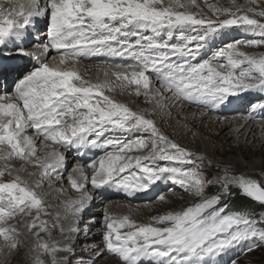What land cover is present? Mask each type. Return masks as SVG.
<instances>
[{
  "label": "snow or ice",
  "instance_id": "1",
  "mask_svg": "<svg viewBox=\"0 0 264 264\" xmlns=\"http://www.w3.org/2000/svg\"><path fill=\"white\" fill-rule=\"evenodd\" d=\"M256 3L246 0L245 5H235V11L209 5L216 19L177 10L195 6L196 0H45L44 7L40 0H18L7 11L0 8V76H18L14 90L0 94V160L19 158L41 168V177L55 174L59 179L57 169L65 167L66 156L55 146L75 148L80 155L88 147L104 149L98 162L93 159L86 165L93 170L90 181L83 166L73 170L78 177L68 176L71 187L80 193L79 199L69 203L73 215L81 214L92 199L86 190L89 182L93 189L107 186L133 194L147 192L162 179L170 180L199 199L182 211H169L143 225L128 216L117 219L106 214L103 248L94 250L92 264H98L105 250L120 264H139L145 258L153 264H203L206 257H216L243 241L252 242L248 251L258 246L256 241L264 243V227H258L264 224V218L225 214L219 196L205 195L206 182L199 167H184L195 164L194 154L169 139L143 112L133 111L106 95L117 87L122 92L134 87L137 97L143 95L148 102L157 100L161 107L158 82L159 88L177 102L215 110L241 91L264 93V56L239 50V46L264 45V23L255 18H264V10L250 6ZM37 18L44 19L47 34L46 41L36 47L45 54L55 50L57 56L51 64L40 61L39 67L27 70L4 57L18 53L39 59L37 53L14 43L22 41L30 27H36ZM234 26L260 38L229 42L211 57L197 61L210 36ZM93 56L109 58L102 62L106 66L102 81L86 80L75 67L82 58ZM109 70L114 81L108 78ZM251 108L254 112L264 104H253ZM29 129L54 150L39 157ZM117 130L149 133L150 148L143 137L100 142L106 132ZM145 148L149 151L143 156L127 155ZM196 159L202 161L203 157ZM155 160L170 163L157 166L151 163ZM3 175L4 170H0V177ZM219 180L225 188L235 186L241 194L264 204V186L256 180L227 168ZM42 187L40 181L29 185L19 174L10 182H0V237L11 240L15 249L19 232L15 226L3 225L18 213L30 215L35 211L26 225L29 231L37 229L33 233L37 243L32 249L36 253L32 264H46L41 258L44 255L52 256V264H60L55 256L58 249L40 238V233L48 230V222L41 215L48 213L43 197L34 188ZM159 199L164 200V196ZM69 231L79 234L78 227H70Z\"/></svg>",
  "mask_w": 264,
  "mask_h": 264
},
{
  "label": "rangeland",
  "instance_id": "2",
  "mask_svg": "<svg viewBox=\"0 0 264 264\" xmlns=\"http://www.w3.org/2000/svg\"><path fill=\"white\" fill-rule=\"evenodd\" d=\"M10 2L11 3L13 2L16 4L17 0H8V1L0 0V7L1 6L6 7L9 10V9H11L10 8L11 7ZM245 4H246V0H235V4L233 3V0H196L195 6H189V8H187V9H177V10L178 11L187 10V11H191L193 13H199L201 15H204V16L212 18V19H216V17L213 15L212 11L209 9V7H208L209 5H217L218 7L229 8V9H232L233 11H235V5H245ZM250 6L254 7L256 9V11L264 10V0H257L256 5H250ZM42 7H44V6H42ZM249 15H251V13H249ZM223 18H225V17L222 16L221 19H223ZM255 18L259 19L260 22L264 23V18H260V17H255ZM42 21H43L42 23H38V25H37L38 27L34 31L35 33L32 32V35L29 36V39L32 38L31 41L28 40L27 43H22L23 40L22 41H16V42H14L15 45L19 46V47H23L26 50H28V49L40 50L36 47V45L39 43V39H40L39 34L42 33L43 30H45V29L47 30L46 23L44 22L43 19H42ZM29 29H31V27ZM177 34H178V31H177ZM188 34L195 35L196 33L189 32ZM43 38L40 42L46 41V39L43 40ZM259 38H260L259 36L255 35L252 32L246 31L243 27H235L234 26V27H231L228 29L220 30L217 34L210 36V38L208 39L204 49H202L200 55L197 57V61L211 57V55L213 54V52L216 49L222 47L223 45H225L229 42H232L235 40H249V39H259ZM33 42H34V44H33ZM30 45H32V47ZM12 47H13V45L10 44L9 48H12ZM239 50L241 52L248 54V55H253L256 57L264 56V45L255 46V47L239 46ZM56 56H57L56 52L52 53L44 62L51 64V62H54L53 57H56ZM99 57H101V58L90 57L89 60L86 58H82L81 61L75 65L77 71L86 80H90V77L92 76V78H91L92 82H96L97 77H95V75H97L99 73L102 75V78H100L99 80L102 81L105 79L104 69L106 66L102 62L105 61L104 59H109V58L105 57V56H99ZM4 59L5 60H8V59L17 60V62H19V63L23 62L24 63L23 67L27 70H31L34 67H39V63H40V61H42V60L33 59V58L29 60L27 57H22L18 53H14L13 56H11V57H4ZM23 63H20V65L22 66ZM89 65H91L93 67L89 68V67H91ZM242 67H246V65L242 66ZM96 69H97V71H95ZM93 70L95 73L93 72ZM90 71H91V73H90ZM96 72H98V73H96ZM89 73H90V75H89ZM91 74H93V75H91ZM109 75H111V70H109ZM11 76H14L13 78H15L14 80L16 82V80L18 79L17 74L11 73L10 76H8V77L10 78ZM112 78H110V79L115 80V78H113V79ZM14 80H10L11 82L7 83L8 85L5 86L4 79L2 78V76H0V94H4L5 92L11 93L14 90V84H15ZM156 89H159V91L162 94V97H163V93H165V95L170 96L175 101L176 104H178V105H180L181 103L186 104L183 101L177 102L171 96V94L169 95L168 92L166 93V91H164L163 89H160L158 82L156 83ZM132 90H134V87L131 90L124 91V92H128V93H125L126 96L131 97L132 96ZM130 92H131V95H130ZM106 95L112 96L115 100L121 102L120 98L118 97L119 95H117V94H113L111 92H106ZM255 96L256 97L259 96V98H256ZM245 97L247 100L245 99L246 101L245 100L242 101L243 98H245ZM144 100L145 99H139L138 98V101H139L138 103H141V104H139L137 107H134V108L129 106L128 104H126V105L129 108H133L132 109L133 111L143 112L146 115V117L148 116L147 117L148 119L150 117H152V118L154 117V120L152 118H151V120L154 121L156 127L162 133H164L169 139L178 143L181 147L187 148L188 150H190L194 154L193 158L196 160L195 164L184 165V167L185 168H193V167H197V166L199 167L200 171L204 174V179L206 182L205 195L208 197L219 196L220 197V206H225V214L231 213V211L228 209V205H227L228 191H231L233 193H239V194H241V192L235 186H228L227 188H225L223 186V183L219 180V177L223 175V169L227 168L234 174L243 175L246 178L256 180L261 186H264V174L257 167L258 163H261L260 155L254 154V152L251 151L248 153L250 158L245 160V159L241 158V155L239 154L238 150L233 154L231 153V154H226L223 156L220 155L216 150L221 146H223V147H225V146L229 147L231 145L233 146L234 145L233 135H235V133L238 134L239 138L241 137V139H239V140H241V142L243 144L244 143L250 144V142H251V144H254V143L256 144L255 139L250 138L249 133L248 134L245 133L246 127L240 128L239 131L235 132L234 129L231 128V126H229L228 129H222V131H220L214 135L211 132L210 127L201 126L199 124L197 125L195 122H192V121L186 122L184 120L182 122L180 117L175 122L169 121L170 115L166 116L167 118L165 120L159 119L157 117L158 115H156V113H154L152 111V110H154V111L159 110L157 103H155V106H154V104L152 102H145ZM229 102H234L236 104L229 103ZM183 104H181V105H183ZM239 104H241V105L239 106ZM253 104H264V93H261L259 91H253V90L241 91L236 96L229 97L228 102H226L224 105L219 106L215 110H211V109L206 108L205 106L199 105V104L195 105L193 103H188L187 105L188 106L190 105L188 108L189 110L194 109L195 111H197L198 114L200 112H202V110H204L206 113L209 114L208 117L219 118V121H223V119L225 117H228L229 119H231L232 118L231 114H232L233 116H236V117L241 116L243 118H246L247 120L254 121L256 123L261 122V121H262L261 123H264V108H257L253 112V110L251 108V105H253ZM162 105L165 107V104L163 102H162ZM181 108H182L181 106L180 107L178 106L177 110H179V109L181 110ZM179 112H181V111H179ZM249 113H251V117L249 116ZM156 120H158V126H157ZM170 127H171V129H170ZM179 127H180V129H185L184 133L181 134L180 132H176L177 131L176 129ZM190 128H193L194 130H198L197 134H193L194 131L193 130L190 131L189 130ZM262 128H264V124H263ZM178 133H179V135H178ZM28 134L33 135V138L36 141V146L38 149V156L39 157L43 158L47 155L48 152L53 151L52 150V149H54L53 147L50 148V147H46L45 145H43V146L40 145L43 143L38 142L39 140H37L38 138L35 136L32 129L28 130ZM140 137H143L145 140L149 141V148H150L149 133L141 132V131H136V132H123V131H118V130L117 131H110L109 132V138H107V137L104 138L102 136L100 138V142L102 141L101 143H103V141H105L107 139H112V138L122 139L125 141H133V140L140 138ZM201 144L203 145L202 147L200 146ZM90 148H92V147H90ZM149 148L142 149V150L138 151L137 154H131V156H143L149 151ZM255 148H257L258 150L263 149L264 148V142L260 141ZM61 149L63 150L65 148H63L61 146H55L56 151H60ZM93 149H96L97 152L89 155V154L85 153V150H83V155H80V154H78V152L75 148H72L71 150H74L73 153H74L75 158L70 159L69 163L65 164V167L57 169V172L60 173V178L59 179L56 178L55 174H53L51 176V178H49L48 176H46V177L44 176V179L47 178V180L49 181L50 184L52 182L50 187H48L49 186L48 184H45V185L42 184L43 185L42 188H34V190L37 191L38 193H40V195L43 197L44 207L46 209V212L48 213L47 215H44V214L41 215V219L48 222L47 223L48 230H47V232H41L40 238L43 241H46L49 245H53L58 249L55 256H56V259L60 262V264H92V260L95 259L94 254H93L94 250L96 248H103V243H102L103 239L101 237V236H103V234L101 235V233H103V231L105 230V228H104L105 222H104V217H102V216H105L106 214L109 216H112L114 218H116V217L117 218H123L125 216V215L122 216V214L117 215L118 210H119V209H117L118 207L115 210H112L113 212H110V211L107 212L108 207L106 205L108 203L105 202L104 204H102V203H99L97 201V199H95V195H94L95 189H93L91 185H86V190L89 192V195L91 197H94L92 199L95 202L91 203V204H90V202H88L90 204V206L87 208L86 212L83 214L84 218L82 220H80V221L77 219L73 220L74 215L71 216V214H73V213L71 212V210L69 208V203L71 201L79 199L80 193L76 192L74 189H70L68 187L69 186L68 176H69V174L73 175L76 173L73 170L76 169V167H78L77 164L79 162V159L86 157V159L88 160L87 162L91 161L92 159H95L98 162V160H99L98 158L101 157L102 155H104V151H105L104 149H101V148H93ZM96 155L98 156V158H96ZM197 156L203 157V160L201 161L199 159H196ZM230 159H234V160H236V162L234 164L228 163ZM75 163H77V164H75ZM151 163H153L157 166H164V165L169 164L170 162L163 161V160H155V161H152ZM237 164H239V165H237ZM27 169H33L34 171L26 172ZM0 170H4V175L2 177H0V182H5V183L12 181L13 178L16 176L17 172H20L21 174L26 173L25 176L27 177V182H29V179H32L33 177H34V179L39 178L40 177L39 174L41 172V171L39 172V168L34 167L33 164H27L24 161H21L19 158H12L8 161L0 160ZM8 170H11V172H12L11 175H9ZM132 170L134 171L136 169H132ZM90 171H93V170L91 169ZM30 173H31V175H29ZM13 175H15V176H13ZM208 181H211V183H208ZM29 185L34 186V184H30V183H29ZM158 185H160L161 190L163 192L162 191L157 192L158 188H160V187H158ZM90 187H91V189H90ZM152 187H153V189H152L153 195L147 198L148 203H145L147 201L139 202V203L137 202L138 204H136V202H135V206L139 205L141 208L140 209L141 213H145V214L144 215H136L135 216L136 218L135 217L129 218L130 220L132 219L131 221H134L138 225L152 223L153 217L159 216L161 214H165L169 211H182L183 209H185L189 206H192L193 204L199 202V199L197 197L190 194V192L186 191L179 184H173L170 180H163L162 179V180L156 182V184L152 185ZM150 189H151V187H150ZM47 190H48V192H47ZM107 191H114V192H117L119 195H122V196L124 195V196H127L129 198H132V197L136 196V194H137V193L126 194L124 192L117 191L114 188H108ZM140 193H144V192H140ZM111 194L108 195V197L110 196L111 197L110 200L113 202H116V205L119 204L120 202H122V200H119L118 198H112ZM163 194L165 195L164 200H159L160 201V203H159V201H157V200L159 199V196H161ZM59 195L61 197H59ZM140 196H143V195H140ZM170 197H172V198L175 197L173 199H176L178 201L182 200V201L179 202V204L171 203V202H169ZM180 197H183L184 200H185V198H190L191 201L188 204H184L183 199L182 198L180 199ZM151 198H153V199H151ZM110 200H108V201H110ZM153 201H154V203H153ZM97 203H98V205H97ZM122 203H125V202H122ZM144 203H145V205H144ZM165 203L172 204V207L163 206ZM130 205L134 206V204H130ZM150 206H152V207H150ZM166 207H170V208H166ZM136 208H138V207H136ZM95 210H96L95 213H97V215H96V217H93V211H95ZM59 211H61L63 213V214L60 213L61 220L63 219L66 222H70V223L72 222V227L80 226V227H78L79 228V234L78 235L76 233L70 232L69 227L64 228L62 231H57L56 227L58 226L59 223H56V222H58V217H57L56 213ZM34 216H35V211H33L30 215H26L24 213H18L12 219L8 220L6 225H3V226H8V225L15 226L17 231L19 232V235L16 236L17 247L15 249H13L11 247V243H12L11 240L5 241L3 239V237H0V264H32V257L34 255H36V253L33 252L32 249L36 246V243H37V238H36V236L33 235V233L36 232L37 229H32L31 231H29L26 225L31 223L32 218ZM61 216H63V217H61ZM249 216L254 217L257 220L264 218V204L261 205V210L257 215H249ZM140 218H141V220H140ZM82 227L84 230L81 229ZM88 227H89V229H91V227H93L94 230L90 232V230L88 231V229H87ZM258 227H264V224H258ZM85 233H87V234H85ZM57 237L59 238L58 240H57ZM89 242H91V243H89ZM95 242H97V243H95ZM250 243H252V242L251 241H243L239 244H236V245L230 247L224 253H222L216 257H206L205 260L203 261V264H264V243L256 241L258 246L255 247L254 250L248 251L247 249H248V246ZM41 258L44 261H46V264H52V259H53L52 256L44 255ZM107 259H110L113 262H120L117 257L113 256L112 254L107 253L105 250L103 256L101 258H99L98 264H106V262H109V261H105ZM139 264H153V261L150 260V261H148V263H145L144 261L140 260Z\"/></svg>",
  "mask_w": 264,
  "mask_h": 264
},
{
  "label": "bare ground",
  "instance_id": "3",
  "mask_svg": "<svg viewBox=\"0 0 264 264\" xmlns=\"http://www.w3.org/2000/svg\"><path fill=\"white\" fill-rule=\"evenodd\" d=\"M6 1H8V0H6ZM17 2H18V0H17ZM19 2H24V0H19ZM45 0H40V6L42 7V6H45ZM11 3V2H10ZM17 4V3H16ZM15 5V3H11V7L10 8H12L13 6ZM0 8H2V9H4L5 11H7L8 10V8H6V7H0ZM42 19L43 18H37V24H36V27L35 28H32L31 27V29H28V34H26V36L24 37V39H23V42L22 43H27L28 42V40H32V38L31 39H29V36H31L32 35V32L33 33H35L34 31H35V29L38 27L37 25H38V23H42L43 21H42ZM44 20V19H43ZM46 34H47V30L45 29V30H43L42 31V33H40L39 34V37H40V39H39V43H43V41L42 42H40L41 40H42V38H43V40H45L46 39ZM21 43V44H22ZM30 43V42H29ZM33 44H34V42H33ZM22 46V45H21ZM31 47H32V45H30ZM27 48V47H26ZM36 48V47H35ZM27 51H29V52H35V53H37V56H38V58H39V60H42V61H45L52 53H55L56 51L55 50H49V52L48 53H43V51L40 49V50H33V49H28ZM55 51V52H54ZM93 57H96V58H101V57H99V56H93ZM29 60L30 59H32V57H27ZM86 59H90V57L89 58H86ZM103 59V58H102ZM104 60H108V59H104ZM15 61H17V60H15ZM17 63H19V62H17ZM20 63H23V62H20ZM19 63V64H20ZM51 63H53V62H51ZM83 64V63H82ZM24 66V63H23V65H22V67ZM35 66V65H34ZM37 66V65H36ZM89 66H91V65H89ZM85 67V66H84ZM93 66H91V67H89V68H92ZM86 68V67H85ZM95 69V68H94ZM100 70V69H99ZM92 71V70H91ZM91 71H90V73H91ZM95 71H97V69L95 70ZM93 72H94V70H93ZM90 73H89V75H90ZM95 73V72H94ZM96 73H98V72H96ZM102 73V72H101ZM91 75H93V74H91ZM8 76H10V74H7V75H5V76H2V78L4 79V83H5V86H7L8 84L7 83H10L11 81L10 80H14L15 78H13L14 76H11L10 78L8 77ZM95 77H97V80L98 79H100V78H102V75L99 73V74H97V75H95ZM113 76L112 75H109V79L110 78H112ZM91 78H92V76L90 77V80H91ZM114 78V77H113ZM112 78V79H113ZM94 80V79H93ZM114 80V79H113ZM9 81V82H8ZM92 81V80H91ZM14 82H15V80H14ZM126 91V90H125ZM111 93H113V94H117V95H119L118 97L120 98V100H121V103H124L125 105L126 104H128L129 106H131V107H137L139 104H141V103H138L139 101H138V98L139 99H145L144 101L145 102H148L147 100H146V98L143 96V95H141V96H139L138 98H137V96L134 94V90H132V96L131 97H129V96H126V94L125 93H128V92H122L118 87L115 89V91L114 92H111ZM167 93V92H166ZM131 95V94H130ZM169 95H170V93H169ZM256 97V96H255ZM163 98L164 99H161L160 100V102H161V105H162V102L165 104V107L167 108H165L163 105L161 106V107H159V110L158 111H154V110H152L154 113H156V115H158L157 117L159 118V119H163V120H165L167 117L166 116H168V115H170V119H169V121H171V122H175L179 117H180V119L182 120V122L185 120L186 122H195L197 125L199 124V125H201V126H207V127H210L211 128V132L215 135L216 133H218V132H220V131H222V129H228L229 128V126H231V128H233L234 129V131L235 132H237V131H239V129L240 128H244V127H246V130H245V133H249V135H250V138H253V139H255V142H256V144L254 143V144H251V142H250V144H247V143H242L241 142V140H239V139H241V137L239 138V136H238V134L237 133H235V135H233V142H234V145L232 146L231 144V146H229V147H223V146H221V147H219L218 149H216L217 150V152L220 154V155H226V154H233V153H235L237 150L239 151V154L241 155V158H243V159H245V160H247L248 158H250V156H249V152H254V154H257V155H260V157H261V163H258V165H257V167H258V169H260V171L264 174V148L263 149H257V148H255L256 146H257V144L260 142V141H263L264 142V128H262V126H263V124L264 123H261V122H258V123H256V122H254V121H250V120H247L246 118H243V117H241V116H233L232 114H231V116H232V118L231 119H229L228 117H225L224 119H223V121H219V118H212V117H208V113H206L204 110H202V112H200L199 114L197 113V111H195L194 109H192V110H189L188 108H189V106L187 105L189 102H187V101H183L184 103H186V104H183V103H181V104H183V105H178V104H176L175 103V101L170 97V96H167V95H165V93H163ZM256 98H259V96H257ZM246 99V97L245 98H243V100L242 101H244ZM247 100V99H246ZM245 100V101H246ZM153 104H154V106H155V103H157V100H152L151 101ZM229 103H234V102H229ZM137 104V105H136ZM193 104H195V105H197L196 103H193ZM234 104H236V103H234ZM241 104H239V106H240ZM178 106L180 107H182L181 108V110L179 109V110H177L178 109ZM238 106V107H239ZM133 108H131V109H133ZM156 108V107H155ZM207 108V107H206ZM204 109V108H203ZM151 110V109H150ZM199 110V109H198ZM179 111H181V112H179ZM219 111V110H218ZM228 111V110H227ZM199 112V111H198ZM214 114V113H213ZM219 114V113H218ZM237 114V113H236ZM223 116V115H222ZM254 116V115H253ZM148 117V116H147ZM152 117H150L149 119H151ZM257 118V117H256ZM153 120H154V117L152 118ZM156 123H157V126H158V120H156ZM174 124V123H173ZM194 124V123H193ZM209 124V125H208ZM175 125V124H174ZM167 128V127H166ZM170 129H171V127H170ZM262 129V130H261ZM177 131L176 132H180L181 134L182 133H184V130L185 129H180V127L179 128H177L176 129ZM190 131L191 130H193L194 132H193V134H197V132H198V130H194L193 128H190L189 129ZM219 130V131H218ZM31 131V130H30ZM110 132V131H109ZM109 132H106L104 135H103V137L105 138V137H107V138H109ZM186 132V131H185ZM191 133V132H190ZM177 134V133H176ZM186 134V133H185ZM178 135H179V133H178ZM191 135V134H190ZM38 139L37 140H39L38 142H42V138L41 137H38V136H36ZM188 137V136H187ZM106 138V139H107ZM185 138V137H184ZM102 140V139H101ZM122 140V139H121ZM102 142V141H101ZM104 142V141H103ZM199 142V141H198ZM50 143V142H49ZM41 146H43V145H45L44 143L43 144H40ZM40 146V147H41ZM57 146H59V145H57ZM201 147L203 146L202 144L200 145ZM50 148H52V147H50ZM52 150H54V149H52ZM57 150V149H56ZM100 151V150H99ZM60 152H62L64 155H66V161H65V164H67V163H69V161H70V159H72V158H75L74 157V153L72 152V150H66V149H61L60 150ZM95 152H97V150L96 149H93V148H88L87 150H85V153L86 154H89V155H91V154H94ZM138 153V151H134V152H132V153H128L127 155H131V154H137ZM103 156V155H102ZM96 158H98V156L96 155ZM99 159V158H98ZM93 160V159H92ZM88 160L86 159V157H84V158H81V159H79V162H78V164L77 163H75V164H77V166L78 167H76V168H79V167H81V166H83L84 167V170H85V173L87 174V176L89 177V181H90V178H91V176H92V174H93V171H90L91 169H89V168H87L86 167V164L88 163L87 162ZM77 162V161H76ZM236 162V160H234V159H230L229 160V162L228 163H231V164H234ZM34 165V164H33ZM72 165V164H71ZM80 165V166H79ZM237 165H239V164H237ZM7 166V165H6ZM8 167V166H7ZM34 167H36V168H39V167H37V166H35L34 165ZM71 168V167H70ZM10 169V168H9ZM14 169V168H13ZM66 170V169H65ZM30 171H34L33 169H27L26 170V172H30ZM42 172L43 170L41 169V168H39V172ZM68 171V170H67ZM131 171H133L132 169H129L128 170V172H131ZM16 172V171H15ZM40 172V173H41ZM73 172V171H72ZM128 172H126L124 175H127L128 174ZM259 172V171H258ZM17 174H19V176L22 178V179H24L25 181H27V177L25 176V174H21L20 172H17L16 173V175ZM40 175V174H39ZM67 175V174H66ZM69 175H71V174H69ZM13 176H15V175H13ZM73 176H77L78 177V173L76 174H73ZM46 177V176H45ZM36 181H40L43 185H45V184H48L49 186L48 187H50V185L52 184V182H51V184L49 183V181L47 180V178L46 179H44V177H41V175H40V177L39 178H35L34 179V177L32 178V179H29V182L28 183H30V184H34ZM87 185H91V183L89 182ZM70 189H73L72 187H71V185L69 184V186H68ZM158 187H160V185H158ZM88 188V187H87ZM89 189V188H88ZM90 189H91V187H90ZM152 189H153V187L151 186V189L149 190V191H147V192H144V193H137L136 194V196H134V197H132V198H129V197H127V196H122V195H119L117 192H114V191H107L108 190V187L107 186H105L104 188H101V189H95L94 191V195H95V199H97V201L99 202V203H102V204H104L105 202H107L105 205L108 207V209H107V212L108 211H110V212H113L112 210H115L117 207V209H119L118 210V213H117V215H119V214H122V216L123 215H125V216H128L129 218L130 217H135L136 215H144L145 213H141V208H140V206L139 205H136L135 206V202H136V204H138L139 202H145V201H147V202H145V203H148V197H150V196H152L153 195V192H152ZM173 190V189H172ZM90 191V190H89ZM162 190H161V187L160 188H158V190H157V192H161ZM47 192H48V190H47ZM163 192V191H162ZM89 193V192H88ZM112 193V194H111ZM43 194V193H42ZM111 194V196H112V198H118L119 200H122V202H125V203H122V202H120L119 204H117L116 205V202H113V201H111L110 199H111V197L109 196L108 197V195H110ZM56 195V194H55ZM140 195H143V196H140ZM164 195V194H163ZM145 196V197H144ZM58 197V196H57ZM59 197H61L60 195H59ZM164 197H165V195H164ZM168 197V196H167ZM92 198H94V197H92ZM155 198V197H154ZM173 198H175V197H173ZM172 197H170V201L169 202H171V203H175V204H179V202H181V201H178V200H176V199H173ZM183 199V202H184V204H188L190 201H191V199L190 198H185V200H184V198L183 197H180V199ZM117 199V200H118ZM151 199H153V198H151ZM179 199V200H180ZM108 200H110V201H108ZM114 200V199H113ZM160 199H158L157 201H159ZM116 201V200H115ZM95 201L93 200V199H91V201H90V204L91 203H94ZM138 202V203H137ZM145 203H144V205H145ZM150 203V202H149ZM153 203H154V201H153ZM159 203H160V201H159ZM62 204V203H61ZM90 204L88 203V204H86L85 205V208H84V210H83V212L81 213V214H79V215H74L73 216V220H82L83 218H84V213L86 212V210H87V208L90 206ZM130 204H134V206H132V205H130ZM97 205H98V203H97ZM100 205V204H99ZM163 206H170V207H172V204H170V203H165ZM136 207H138V208H136ZM150 207H152V206H150ZM170 207H166V208H170ZM154 208V207H153ZM62 209V208H61ZM100 210V209H99ZM105 210V209H104ZM121 210V211H120ZM139 210V211H138ZM65 211V210H64ZM66 212V211H65ZM96 212V210L95 211H93V217H96V215H97V213H95ZM104 212V211H103ZM60 213H62L61 211H59V212H57L56 214H57V217H58V222H56V223H59L58 224V228L56 227V229H57V231H62L64 228H67V227H72V222L70 223V222H66L65 220H61V218H60ZM59 214V215H58ZM63 214V213H62ZM54 215V214H53ZM73 214H71V216H72ZM102 216V215H101ZM61 217H63V216H61ZM92 217V218H93ZM102 217H104V216H102ZM145 217V216H144ZM143 217V218H144ZM60 218V219H59ZM98 218V217H97ZM117 218V217H116ZM136 218V217H135ZM142 218V219H143ZM69 219V218H68ZM96 219V218H95ZM99 219V218H98ZM117 219H120V218H117ZM56 220V219H55ZM103 220V219H102ZM132 220V219H131ZM140 220H141V218H140ZM52 221V220H51ZM96 222V221H95ZM101 223V222H100ZM103 223V222H102ZM91 224V223H90ZM75 225V224H74ZM82 226V225H81ZM78 227H80V226H78ZM90 227V226H89ZM89 227L87 228L88 229V231L90 230V232L91 231H93L94 230V228L93 227H91V229H89ZM101 227V226H100ZM86 228V227H85ZM102 228V227H101ZM82 230H84L83 229V227L81 228ZM122 231H128V229H123ZM104 232V231H103ZM101 233V232H100ZM91 234V233H90ZM97 234V233H96ZM103 233H101V235H102ZM26 236V235H25ZM87 237V236H86ZM102 237V236H101ZM100 237V238H101ZM59 238L57 237V240H58ZM26 240V239H25ZM24 240V241H25ZM28 240V239H27ZM91 241V240H90ZM103 241V240H102ZM101 241V242H102ZM23 243V242H22ZM89 243H91V242H89ZM95 243H97V242H95ZM103 243V242H102ZM98 247V246H97ZM90 249V248H89ZM91 256V255H90ZM58 257V256H57ZM92 260V259H91ZM142 261H144L145 263H148V261H150L151 259H147V258H145V259H141ZM105 261H109V262H106V264H120V262H113V261H111L110 259H107V260H105Z\"/></svg>",
  "mask_w": 264,
  "mask_h": 264
},
{
  "label": "trees",
  "instance_id": "4",
  "mask_svg": "<svg viewBox=\"0 0 264 264\" xmlns=\"http://www.w3.org/2000/svg\"><path fill=\"white\" fill-rule=\"evenodd\" d=\"M227 205L231 213H246L248 215H257L261 210L260 203L239 193L228 191Z\"/></svg>",
  "mask_w": 264,
  "mask_h": 264
}]
</instances>
